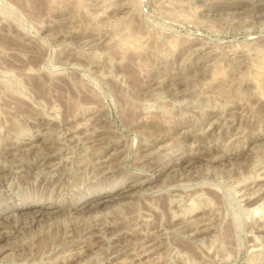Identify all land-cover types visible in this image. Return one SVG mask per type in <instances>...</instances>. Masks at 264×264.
<instances>
[{
	"label": "rangeland",
	"instance_id": "rangeland-1",
	"mask_svg": "<svg viewBox=\"0 0 264 264\" xmlns=\"http://www.w3.org/2000/svg\"><path fill=\"white\" fill-rule=\"evenodd\" d=\"M0 264H264V0H0Z\"/></svg>",
	"mask_w": 264,
	"mask_h": 264
},
{
	"label": "bare ground",
	"instance_id": "bare-ground-1",
	"mask_svg": "<svg viewBox=\"0 0 264 264\" xmlns=\"http://www.w3.org/2000/svg\"><path fill=\"white\" fill-rule=\"evenodd\" d=\"M72 100V99H71ZM74 102V101H73ZM77 102V101H76ZM72 103V102H71ZM79 105V104H78ZM78 105H77V108H78ZM66 108V113L68 112V114L69 113H73V110L75 111V106H73L72 104H71V106H67V107H65ZM78 109H76V111H77ZM75 111V112H76ZM74 112V113H75ZM75 115V114H74ZM71 116V115H70ZM58 117V116H57ZM72 117V116H71ZM151 122V121H150ZM108 142V141H107ZM145 147V146H144ZM159 147V146H158ZM117 152V151H116ZM113 154H117V153H114L113 152ZM108 157V156H107ZM106 157V158H107ZM183 161V160H182ZM188 162V161H187ZM182 163V162H181ZM187 164V163H186ZM50 166V165H49ZM163 168V167H162ZM108 169V168H107ZM161 171V170H160ZM107 172H108V170H107ZM156 173V172H155ZM153 175V174H152ZM151 175V176H152ZM154 176V175H153ZM156 176V175H155ZM150 178V177H149ZM149 178L147 179V181H143V182H140V183H136V184H126V185H124V186H122V185H119L118 187H116L115 189L114 188H112V189H110V190H108V192L105 194V200H112L113 198H111V197H114V196H121V197H125V196H128V195H126V193L129 191V190H131L132 188H133V186L134 185H139L140 187L141 186H144V185H146V184H148L149 183ZM254 182V181H253ZM135 187V186H134ZM245 189V188H244ZM242 191V190H241ZM256 192V191H255ZM111 193V194H110ZM130 193V192H129ZM128 193V194H129ZM253 196V195H252ZM91 198V197H90ZM90 198L88 199V198H84V197H81V199H78V200H76L75 201V203H74V208H76L77 210H82V209H84L85 208V206L87 205V203L89 202V200H90ZM53 205V204H52ZM54 206H56V205H53V206H51V208H53ZM26 207V206H25ZM73 209V208H72ZM40 211V213L39 214H41L42 213V211H41V208H39L37 211H36V213L37 212H39ZM46 211V210H45ZM198 211V210H197ZM36 213H35V215H36ZM43 213H44V210H43ZM61 213V212H60ZM29 214H31V213H29ZM38 214V213H37ZM38 214V215H39ZM33 215H34V213H33ZM157 247V246H156ZM101 255V254H100Z\"/></svg>",
	"mask_w": 264,
	"mask_h": 264
}]
</instances>
